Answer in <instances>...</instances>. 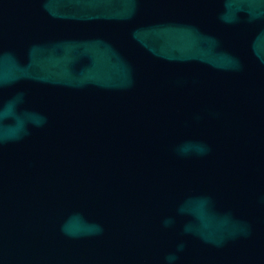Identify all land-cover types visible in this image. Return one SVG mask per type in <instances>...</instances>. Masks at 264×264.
Returning a JSON list of instances; mask_svg holds the SVG:
<instances>
[{"label":"water","instance_id":"1","mask_svg":"<svg viewBox=\"0 0 264 264\" xmlns=\"http://www.w3.org/2000/svg\"><path fill=\"white\" fill-rule=\"evenodd\" d=\"M0 264H264V0H0Z\"/></svg>","mask_w":264,"mask_h":264}]
</instances>
